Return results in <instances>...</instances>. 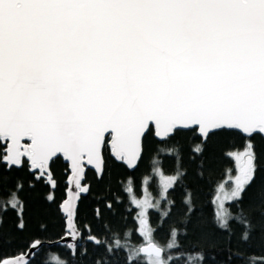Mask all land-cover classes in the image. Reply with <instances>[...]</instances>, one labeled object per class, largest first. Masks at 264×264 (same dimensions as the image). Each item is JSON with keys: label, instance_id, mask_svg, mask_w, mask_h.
Instances as JSON below:
<instances>
[{"label": "snow or ice", "instance_id": "snow-or-ice-1", "mask_svg": "<svg viewBox=\"0 0 264 264\" xmlns=\"http://www.w3.org/2000/svg\"><path fill=\"white\" fill-rule=\"evenodd\" d=\"M149 134L178 144L184 138L181 150L201 167L210 144L220 145L236 166L224 199L234 201L238 211L233 217L221 200L215 226L230 239L234 218L243 226L238 239L247 241L259 216L264 230V165L254 143L257 135L264 139V0H0V165L25 172L16 183L18 193L34 191L42 181L54 188L52 164L63 158L75 188L57 209L65 236L82 238L76 201L91 191L83 183L89 168L102 181L108 157L136 166ZM179 164L178 157L176 175L165 187L184 175ZM45 200L56 203L54 194ZM182 203L180 223L187 236L190 225L195 230L203 221L193 223L190 196ZM9 204L16 229L25 230L24 203L14 193ZM136 204L141 208L136 230L146 242L127 260L137 264L143 255L144 264H170L173 258L164 252L180 246L177 230L170 229L161 245L144 211L149 202ZM104 208L111 211L112 205ZM94 213L100 216V209ZM87 239L102 244L91 234ZM45 245L37 236L27 247ZM67 247L77 251L76 244ZM202 259L197 253L188 264ZM10 261L30 264L0 258V264ZM91 264L118 262L101 254Z\"/></svg>", "mask_w": 264, "mask_h": 264}, {"label": "trees", "instance_id": "trees-1", "mask_svg": "<svg viewBox=\"0 0 264 264\" xmlns=\"http://www.w3.org/2000/svg\"><path fill=\"white\" fill-rule=\"evenodd\" d=\"M185 143L184 138L178 144L172 140L158 141L149 134L145 141L144 154L135 170L129 171L111 157H108V168L102 181H97L94 172L88 170L83 183L90 184L91 191L82 193L78 203L76 224L82 232V238L77 243L75 254L66 243H53L64 235V220L57 209L65 198L67 165L61 159L52 164L56 181L54 188L45 176L44 181H48L47 183L42 181V186H37L34 191L26 189L18 193L16 183L25 177V172L6 171L0 165V218L3 220L0 227V258L24 252L28 248V242L39 236L46 243L52 244H46L35 252L30 264L33 261L36 264H91L92 259H99L101 254L105 261L132 264L127 260L130 251L146 242V237L136 230L139 226L137 213L140 207L134 200L147 190L152 199L151 205L154 206L145 212L154 229V239L165 245L169 240L170 229L175 228L178 233L180 246L174 249L165 248V258H173L170 264H188V257H195L197 253L202 254L203 259L197 260L196 264H262L264 230L259 227V216L255 217L258 226L247 241L238 239L243 226H238L234 218L229 221V226L234 230L230 239L226 231L218 229L214 224L216 196L222 186L231 189L232 181L229 176L236 174L234 160L222 155L221 146L213 142L210 144L207 160L201 167V161L189 155L186 148L181 150V145ZM254 143L260 163L264 165V139L257 135ZM227 150L225 148L224 153ZM178 157V170L184 175L180 180L173 181L165 192H161L157 172L175 176ZM14 193L25 205L24 219L27 227L23 231L16 229V212L9 204ZM48 194L55 195V204L45 200ZM188 196L194 206L193 223L197 220H202L203 223L195 230H191L190 225L188 235L185 236L180 219L186 211L182 201ZM106 204L112 205L111 211L104 208ZM224 207L235 217L238 209L234 201H225ZM97 208L100 209V216L94 213ZM164 213L169 215L164 216ZM42 226H46V233H41ZM89 234L102 241V244L97 245L88 240ZM85 248L88 254L81 257L79 253ZM107 249L112 251L106 252ZM137 264H144L143 255L137 258Z\"/></svg>", "mask_w": 264, "mask_h": 264}, {"label": "water", "instance_id": "water-1", "mask_svg": "<svg viewBox=\"0 0 264 264\" xmlns=\"http://www.w3.org/2000/svg\"><path fill=\"white\" fill-rule=\"evenodd\" d=\"M156 140H158V141H163V139L162 138H155ZM61 160H62V162L64 163V164H66L65 163V161L63 160V158H61ZM141 160V159H140ZM140 160H139V162H140ZM138 162V163H139ZM67 165V164H66ZM138 165V164H137ZM137 165L136 166H134V167H127V169L129 170V171H133V170H135L136 169V167H137ZM89 170H92L93 171V169L90 167L89 168ZM94 172V171H93ZM47 177V176H46ZM48 178V177H47ZM84 182V181H83ZM66 184H67V188H66V191H65V198H64V200L65 199H68L69 197H71L72 196V193L75 191V188H74V185H71L69 182H68V176H67V179H66ZM81 194L82 193H80L79 194V199H78V201H76L77 203H79V200H80V196H81ZM81 240V238H79V239H76V240H73L72 238H71V236H65V235H63L62 237H60L58 240H56L55 242H53V243H57V244H76L77 245V243L79 242ZM46 244H52V243H46ZM38 250H35V251H33L32 249H30L29 247L24 251V252H22V253H19V254H17V255H14V256H10V257H6V258H13V259H15V258H17V257H19L20 259H21V262H23L24 260H27V261H30L31 259H32V257H33V255H34V253L35 252H37ZM72 252H73V250H71ZM21 254H26V255H21ZM10 264H11V261H10Z\"/></svg>", "mask_w": 264, "mask_h": 264}, {"label": "rangeland", "instance_id": "rangeland-1", "mask_svg": "<svg viewBox=\"0 0 264 264\" xmlns=\"http://www.w3.org/2000/svg\"><path fill=\"white\" fill-rule=\"evenodd\" d=\"M157 173H158L159 186L161 188V192H165V190L169 187V186L165 187V180L168 179V178H171L172 176L165 175L161 171H158ZM172 182H171V184H172ZM230 190L231 189H226V187H223V186L219 188L217 196H216V205H218L221 200H223V204L225 203V201L228 200V199H224V197H225V194H230ZM144 200H147L149 202V204H150L149 207H151L152 199H151V196H150V194H149V192L147 190H144L141 193V196L138 199L134 200V202L136 203V201H144ZM140 211H141V208H140L139 212ZM144 211H146V209Z\"/></svg>", "mask_w": 264, "mask_h": 264}]
</instances>
